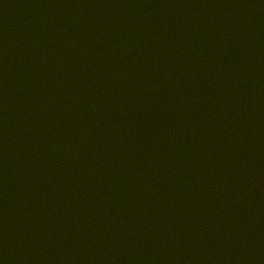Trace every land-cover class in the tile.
<instances>
[{
    "label": "trees",
    "instance_id": "16d2710c",
    "mask_svg": "<svg viewBox=\"0 0 264 264\" xmlns=\"http://www.w3.org/2000/svg\"><path fill=\"white\" fill-rule=\"evenodd\" d=\"M0 264H264V0H0Z\"/></svg>",
    "mask_w": 264,
    "mask_h": 264
}]
</instances>
